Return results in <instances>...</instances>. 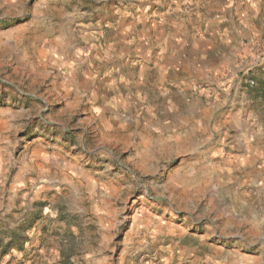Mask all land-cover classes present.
<instances>
[{"label": "rangeland", "instance_id": "rangeland-1", "mask_svg": "<svg viewBox=\"0 0 264 264\" xmlns=\"http://www.w3.org/2000/svg\"><path fill=\"white\" fill-rule=\"evenodd\" d=\"M3 111L0 264H264V0H0Z\"/></svg>", "mask_w": 264, "mask_h": 264}, {"label": "crops", "instance_id": "crops-1", "mask_svg": "<svg viewBox=\"0 0 264 264\" xmlns=\"http://www.w3.org/2000/svg\"><path fill=\"white\" fill-rule=\"evenodd\" d=\"M13 115L10 112H0V164L4 163V155L9 153V146L11 144L8 136L1 137L2 134H8L14 128Z\"/></svg>", "mask_w": 264, "mask_h": 264}, {"label": "built area", "instance_id": "built-area-1", "mask_svg": "<svg viewBox=\"0 0 264 264\" xmlns=\"http://www.w3.org/2000/svg\"><path fill=\"white\" fill-rule=\"evenodd\" d=\"M249 84H250V85H253L254 83H253V81H249Z\"/></svg>", "mask_w": 264, "mask_h": 264}]
</instances>
